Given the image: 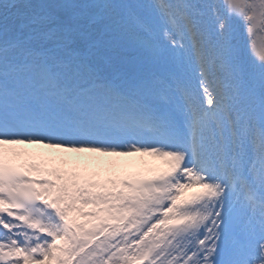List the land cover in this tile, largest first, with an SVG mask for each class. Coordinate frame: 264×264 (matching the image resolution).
I'll use <instances>...</instances> for the list:
<instances>
[{
    "label": "snow or ice",
    "instance_id": "1",
    "mask_svg": "<svg viewBox=\"0 0 264 264\" xmlns=\"http://www.w3.org/2000/svg\"><path fill=\"white\" fill-rule=\"evenodd\" d=\"M0 264H264V0H0Z\"/></svg>",
    "mask_w": 264,
    "mask_h": 264
},
{
    "label": "bare ground",
    "instance_id": "2",
    "mask_svg": "<svg viewBox=\"0 0 264 264\" xmlns=\"http://www.w3.org/2000/svg\"><path fill=\"white\" fill-rule=\"evenodd\" d=\"M83 23V21H81ZM98 23V22H97ZM97 23H93L90 25L91 29L95 31V28L98 26ZM103 23V22H102ZM106 36V35H105ZM10 149L15 148L19 152H27L31 153L34 156L41 157V156H53V157H63L70 160H79L81 158H85L86 160H91L93 165H96L101 159H107L111 157L109 155H104L101 153H93V152H82V153H65L62 150H52L51 148H45L43 146L37 145H27V144H17V145H5ZM11 148V149H12ZM115 169L110 167V173H115Z\"/></svg>",
    "mask_w": 264,
    "mask_h": 264
},
{
    "label": "rangeland",
    "instance_id": "3",
    "mask_svg": "<svg viewBox=\"0 0 264 264\" xmlns=\"http://www.w3.org/2000/svg\"><path fill=\"white\" fill-rule=\"evenodd\" d=\"M18 2V1H17ZM19 3V2H18ZM15 10V9H13ZM16 11V10H15ZM130 55L132 56L133 53L131 52ZM248 58V57H247ZM103 161H101L99 164L102 166V168L104 169V173H106L108 171V168L110 167V164L113 162L114 163V160H110V162H106L104 164H102ZM93 165V164H91ZM95 166V165H93Z\"/></svg>",
    "mask_w": 264,
    "mask_h": 264
}]
</instances>
